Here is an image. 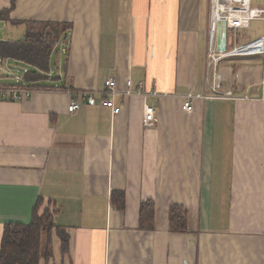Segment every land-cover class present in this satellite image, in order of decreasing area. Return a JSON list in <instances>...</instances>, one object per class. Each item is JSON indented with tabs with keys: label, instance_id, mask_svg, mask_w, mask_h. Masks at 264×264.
I'll list each match as a JSON object with an SVG mask.
<instances>
[{
	"label": "crops",
	"instance_id": "1",
	"mask_svg": "<svg viewBox=\"0 0 264 264\" xmlns=\"http://www.w3.org/2000/svg\"><path fill=\"white\" fill-rule=\"evenodd\" d=\"M202 1L0 0V40H22L30 23L66 24L47 77L21 85L16 76L30 93L0 101V240L5 223L30 220L41 196L69 246L62 252L53 231L40 264H264V54L221 59L215 83L231 96H216L205 81ZM252 22L258 30H238L237 44L264 34V22ZM108 79L120 92L131 83L114 97L118 113L100 103ZM145 104L155 109L150 126ZM114 190L123 207L111 203ZM146 199L149 229L139 223ZM172 204L187 212L183 232L170 231Z\"/></svg>",
	"mask_w": 264,
	"mask_h": 264
},
{
	"label": "trees",
	"instance_id": "2",
	"mask_svg": "<svg viewBox=\"0 0 264 264\" xmlns=\"http://www.w3.org/2000/svg\"><path fill=\"white\" fill-rule=\"evenodd\" d=\"M4 13L5 11L0 10V20L4 19ZM65 27L66 24L60 23H30L22 40H0V62L11 59L29 66L30 69L22 73L24 82H20L21 85L42 82L49 71L54 41ZM17 86L24 87L19 84ZM110 201L118 207H123L122 191H112ZM153 219L154 202L152 199H146L140 205V226L149 229L153 225ZM169 225L172 232L186 230L187 212L182 205L172 204L169 207ZM53 231H56L60 239L62 252H67L69 234L56 226L55 211L50 202L44 203L43 197L40 196L35 201L27 223L10 222L3 225L0 264H40L42 258H50L49 246Z\"/></svg>",
	"mask_w": 264,
	"mask_h": 264
},
{
	"label": "built area",
	"instance_id": "3",
	"mask_svg": "<svg viewBox=\"0 0 264 264\" xmlns=\"http://www.w3.org/2000/svg\"><path fill=\"white\" fill-rule=\"evenodd\" d=\"M253 20H261L264 22V8L253 7L251 0H209L208 13V31H207V56H206V76L205 81L208 83L211 91L216 96H231L230 92L221 93L216 88L217 67L221 59L230 56H244L264 54V34L256 39L237 44L238 30L248 29ZM224 21L226 24L227 36L231 37L234 45L229 46L225 50L216 49V33L218 22ZM130 81L125 82L126 90L118 91L115 80L108 79L105 81V89L98 92L102 95L100 103L104 106L111 107L113 113H118L119 108L114 106V97L118 94H127L130 88ZM31 89L18 86H0V101H21L30 93ZM97 92H83L88 104L96 102L95 94ZM193 95H186L183 99L182 109L190 112L193 109ZM264 102V94L259 98ZM78 108L77 102H71L68 106L70 112ZM157 119L155 117V109L151 105L145 104L143 107V125L150 126Z\"/></svg>",
	"mask_w": 264,
	"mask_h": 264
},
{
	"label": "rangeland",
	"instance_id": "4",
	"mask_svg": "<svg viewBox=\"0 0 264 264\" xmlns=\"http://www.w3.org/2000/svg\"><path fill=\"white\" fill-rule=\"evenodd\" d=\"M252 1V4L254 5V4H263L264 3V0H251ZM200 8H201V13H202V22H203V26L205 25V12H206V0H203L201 3H200ZM202 26V27H203ZM253 28H254V31H257L258 30V22H252V26H251V30L253 31ZM3 29H4V25L2 24V23H0V38L2 39L3 38ZM251 30H248V32H247V35L248 34H251L252 33V31ZM12 39H15V38H12ZM244 42H246V40L245 41H242V43L241 44H243ZM57 52H58V50H57ZM55 53H56V51H55ZM56 57L57 56H55V55H53V59H52V63H53V61L56 59ZM61 57L62 58H64L65 57V55L63 56V55H61ZM0 64H2L1 66H0V78H2L1 80H0V84H2L1 82H5L4 84H15V83H17L18 82V80H16V76H19V77H21L22 75V72H21V70H13V71H11L9 68H8V65L9 64H4V63H1L0 62ZM11 64V63H10ZM18 64H19V62H18ZM4 65H5V69H6V73L4 74V69H3V67H4ZM13 65V64H12ZM16 67H18V68H27V66H25L24 64H20V66H16ZM56 72V70H54V73ZM216 88H217V85H216ZM229 92V91H228ZM231 93V92H230ZM212 215V216H211ZM211 215H209L210 217H212L211 219H212V222H215V218H216V214H215V212H214V210H212V214ZM216 227H218V225H216V226H214L213 225V227H212V230H214V228H216ZM53 235V233L51 234V236Z\"/></svg>",
	"mask_w": 264,
	"mask_h": 264
},
{
	"label": "water",
	"instance_id": "5",
	"mask_svg": "<svg viewBox=\"0 0 264 264\" xmlns=\"http://www.w3.org/2000/svg\"><path fill=\"white\" fill-rule=\"evenodd\" d=\"M226 24L224 21L218 22L217 26V33H216V49L219 50H225L226 48ZM14 70H21L23 71V68L13 67Z\"/></svg>",
	"mask_w": 264,
	"mask_h": 264
}]
</instances>
